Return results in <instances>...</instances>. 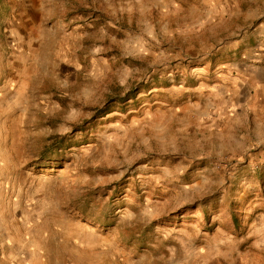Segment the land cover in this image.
Instances as JSON below:
<instances>
[{"label": "rangeland", "instance_id": "374dc122", "mask_svg": "<svg viewBox=\"0 0 264 264\" xmlns=\"http://www.w3.org/2000/svg\"><path fill=\"white\" fill-rule=\"evenodd\" d=\"M0 264H264V0H0Z\"/></svg>", "mask_w": 264, "mask_h": 264}, {"label": "bare ground", "instance_id": "6f19581e", "mask_svg": "<svg viewBox=\"0 0 264 264\" xmlns=\"http://www.w3.org/2000/svg\"><path fill=\"white\" fill-rule=\"evenodd\" d=\"M82 226L84 227L85 225L83 224Z\"/></svg>", "mask_w": 264, "mask_h": 264}]
</instances>
